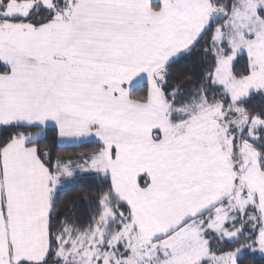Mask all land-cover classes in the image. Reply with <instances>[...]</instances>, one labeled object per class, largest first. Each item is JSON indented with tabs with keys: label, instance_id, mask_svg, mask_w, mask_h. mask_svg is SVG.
<instances>
[{
	"label": "snow or ice",
	"instance_id": "1",
	"mask_svg": "<svg viewBox=\"0 0 264 264\" xmlns=\"http://www.w3.org/2000/svg\"><path fill=\"white\" fill-rule=\"evenodd\" d=\"M257 261L264 0H0V264Z\"/></svg>",
	"mask_w": 264,
	"mask_h": 264
},
{
	"label": "trees",
	"instance_id": "2",
	"mask_svg": "<svg viewBox=\"0 0 264 264\" xmlns=\"http://www.w3.org/2000/svg\"><path fill=\"white\" fill-rule=\"evenodd\" d=\"M65 151H66L67 153L71 154V153H73V152H75V151H78V149H74V148L69 147V148L65 149ZM81 186H87V187H89V188H93V187L96 186V182L93 181V180H91V179H86V180H84V181L81 182V185H78V186H77L76 188H74V189H70L68 195H69V196H75L77 190H78ZM82 209H83V206H82ZM256 264H259V261H257Z\"/></svg>",
	"mask_w": 264,
	"mask_h": 264
}]
</instances>
